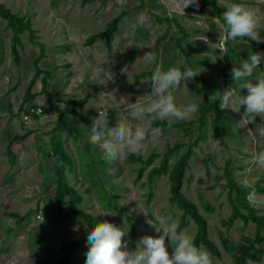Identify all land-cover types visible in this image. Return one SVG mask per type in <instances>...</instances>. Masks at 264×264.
I'll list each match as a JSON object with an SVG mask.
<instances>
[{
  "label": "rangeland",
  "instance_id": "1",
  "mask_svg": "<svg viewBox=\"0 0 264 264\" xmlns=\"http://www.w3.org/2000/svg\"><path fill=\"white\" fill-rule=\"evenodd\" d=\"M0 1L28 17L34 29V40L28 38L27 29L19 32L16 46L20 58L15 62L10 46L12 30L0 16V264H55L71 239L87 235L90 230L87 218L68 211L67 197L60 202L63 213L57 211V203L51 198L56 181L51 167L58 156L64 167L62 178L81 195L75 204L94 216L93 224L107 220L122 227L128 232L124 239L129 241V246L130 236L136 244L143 235H157L146 223L148 219L155 222L161 217L166 222L178 223L181 209L168 199L167 175H156L148 182L146 171L160 164L161 152L180 142L168 155L170 168L197 135L195 117L199 111L165 132L153 124L151 117L135 120L131 103H146L153 97L151 87L145 89L147 75L134 79V73L150 69L152 75L157 67L162 70L199 67L200 74L215 88L208 98L219 106L220 95L232 84L230 69L252 52L264 53V42L237 38L235 46L231 41L225 43L223 13L217 16L208 4L201 10L189 6L182 16L173 11L172 0ZM140 1L142 6L138 7ZM216 1L220 5L240 3L253 9L258 21L256 31L263 29L259 36L264 38V0ZM120 9L126 12L111 32L110 47L99 37L90 43L84 41L89 33L102 30ZM140 13H145L151 23L133 27ZM204 37L207 42L197 39ZM38 41L44 52L38 64L50 71L46 87L54 102L60 107L75 106L82 115L65 112L58 127L57 112L39 92L41 74L30 87L36 93L23 98L26 82L33 73L32 58L41 49ZM130 43L148 47L127 46ZM147 51L157 57L151 65H145L141 59ZM260 73H264V63L256 70V75ZM111 74L112 79H108ZM128 78L134 82L129 83ZM202 85L195 77L173 89L177 105L190 102L200 105L204 100ZM86 93L89 97L85 104L66 101L68 97ZM222 112L221 133L232 148L231 173L238 183L245 179L251 183L246 200L250 203V198H254L258 203L250 205L264 214V168L254 163L256 154L264 151V137L255 130L256 125L264 124V118L257 116L255 124L245 126L241 119L243 108L241 114L228 109ZM99 113L107 116L109 127L126 123L133 129L148 130L146 151L141 155L144 159L132 160L128 157L132 150L125 149L118 159L111 160L98 145L88 142L85 126L90 127ZM214 114L212 110L204 114L201 134L191 146L181 189L207 217L208 236L225 264H264V225L257 239L256 223L252 219L238 216L229 222L230 205L223 176L227 155L211 126ZM23 132L25 136L13 138ZM9 141L11 155L5 151ZM151 152L156 155L146 159ZM10 210L22 216H13L8 213ZM241 210L246 212L244 208ZM187 221L180 230L192 237L197 224L191 216ZM166 247L171 253L168 241ZM200 247L209 252L204 245ZM86 252L87 240L78 242L65 264H84ZM211 256L214 264H219Z\"/></svg>",
  "mask_w": 264,
  "mask_h": 264
},
{
  "label": "clouds",
  "instance_id": "2",
  "mask_svg": "<svg viewBox=\"0 0 264 264\" xmlns=\"http://www.w3.org/2000/svg\"><path fill=\"white\" fill-rule=\"evenodd\" d=\"M173 11L184 15L185 8L199 7L198 0H172ZM224 41H231L233 46L237 38L248 37L252 41L264 42L257 33V18L253 9L240 3H231L223 12ZM150 18L140 13L133 27L150 25ZM207 42V38H197ZM143 48L147 45L130 43ZM148 47V46H147ZM141 59L145 65L153 64L157 57L151 51L144 52ZM264 63V53L252 52L247 59H243L238 66L230 69L232 84L225 88L219 98L221 110H231L241 114L245 126L255 124L257 116L264 118V73L256 75V70ZM202 69L193 70L191 67H171L162 70L160 67L153 72L148 83L151 87L152 99L146 103H131V115L135 120L142 121L148 117L154 120L166 121L169 126L182 120L191 119L199 111L196 103L177 105L173 89L182 83L192 81L201 73ZM108 79H112V74ZM129 83L134 81L128 78ZM88 142L98 145L106 158L116 160L125 149H131L138 155L146 151L145 141L148 130L144 127L132 128L126 123H118L109 127L107 116L99 113L92 119L91 125L85 126ZM256 133L264 137V124L255 126ZM161 150V149H158ZM254 163L264 168V151L256 154ZM243 188L251 189V183L245 179L241 182ZM252 193L250 192V197ZM251 204L258 202L250 198ZM101 215L112 213L101 212ZM147 216V213L144 212ZM43 221V216H42ZM146 223L157 233L156 236L143 235L136 242L134 248L129 247V241L124 239L128 235L122 227H118L107 220L96 222L87 233V252L84 264H214L211 254L203 247L197 246L193 238L186 232L179 230L175 221L166 222L157 217L148 219ZM166 241L171 246V253L166 247Z\"/></svg>",
  "mask_w": 264,
  "mask_h": 264
},
{
  "label": "trees",
  "instance_id": "3",
  "mask_svg": "<svg viewBox=\"0 0 264 264\" xmlns=\"http://www.w3.org/2000/svg\"><path fill=\"white\" fill-rule=\"evenodd\" d=\"M141 1L137 4L138 7L142 6ZM198 3H199L198 9H200V10L203 9V7L205 5H207V4L210 5L211 8L213 9L214 13L217 16L222 14L226 10V7L231 4V3H228V4L220 5L217 3L216 0H198ZM125 12H126L125 9H120L117 13H115L113 16L110 17V19L106 22L105 27L102 30H97V31L89 33L85 37L84 41L86 43H90L94 39L99 37L100 39L104 40V43L108 47H110L111 46V44H110L111 32L116 29L118 20L120 19V17ZM0 16L6 20L7 25L12 30L11 43H10L11 51H12L11 53L13 56V60L15 62H18L19 58H20L19 53H18L19 52L18 46H16V44L19 42V35L18 34L23 29H27L28 30V38L30 40H34V29L32 28L30 19L28 17H24L23 15L18 14L16 11H12L2 1H0ZM178 26L180 28H182V26L180 24ZM262 31H263V29H260V30H258L257 33L260 34ZM182 32H183V29H182ZM182 32H181V34H182ZM243 38L251 40L248 37H243ZM177 42H178L179 47L182 48V50H184V47L181 45V43L179 41H177ZM38 43H39V45H41V49H40L39 53L34 55L32 58L33 73L31 74L30 78L26 82L23 98L26 99L30 95H33L36 93L35 91H30V87H31L32 83L34 82L35 78L39 74H41L40 75L39 92L45 95V97L47 99V103H49V105L52 108H54L55 111L57 112L56 126L58 127L61 124V121H62V118H63V115L65 112L76 113L79 116H82V115L78 112L79 110L75 106L60 107L59 105H57L56 102H54V100L52 98V94L50 93V91L46 87V77L50 74V71L42 68L38 64V60L40 59V57L43 56V53H44L42 50L41 42L38 41ZM145 74L147 75V80L145 83V89L149 90L150 84L148 83V81L150 80V78L152 76L150 69L135 72L134 73V79H137L139 76H142ZM196 78L203 83V85H202V98H204L203 102H201L199 105V114H197V116L195 117L197 120V124H196L197 129H198L197 135L195 136V138L192 141L188 142L186 148L184 150H182L177 155L176 159L171 164L170 168H168V160H169L168 155L175 148H177L181 143L176 142V143L170 145L169 147H167L163 152L160 153V155L162 157L160 164L150 167L146 171V177H147L148 182H151L152 178H154V176H156V175H159L162 173H165L167 175V178L169 180V185H168L169 197H168V199H169V201L170 200L174 201L177 204V206L181 209V215H180L179 221H178L179 230L187 224V222H188L187 217L191 216L197 224V228L195 229V231L192 235L194 243L197 246L204 245L209 250V252L215 256V258L217 259L219 264H225L218 247L216 246L214 241L212 239H210L208 236L207 217L205 216V214L203 212H201L199 210L197 204L191 198H189L181 189L184 170H186V167L189 165L188 159L190 157L189 155H190L191 150H192L191 146L196 142L198 136H200V134H201V125H202L203 120H204V114H206V112L208 110H212L215 112V114L213 115V117L211 119V126H212V129L214 131L216 138L224 146V148L226 150V155H227V158H226L225 164H224L223 176L225 179L224 185L227 188L226 199L230 205L229 222L232 223L233 220L238 216H241L242 218H244V220L252 219L256 223V229H255L256 238L260 239L259 230L264 225V214L258 213L257 211H255L254 207L252 205H250V203L247 202L246 193L251 189L243 188L241 186V183H238L234 179V177L231 173L230 164L232 162V156H233L232 155V148L224 140L223 135L221 133V126H220L221 114L223 112L220 109V107L218 106L217 101H212V99L208 98V94L214 93L215 88H214L212 82L209 81L207 78H205L202 74H199L198 76H196ZM88 97H89V94L86 93V94L82 95L81 97H68L66 99V101L71 103V104H74V105H81V104H85L87 102ZM152 122L155 126H158L162 132H165L170 127L166 121H160V120H154L153 119ZM183 122L184 121L182 120V121L176 122L173 125L182 124ZM25 134L26 133L23 132V133L14 135L13 138H21V137L25 136ZM5 151L8 155H11L13 153L11 148H10V141L7 143V145L5 147ZM60 155H62V153ZM155 155L156 154H154V152H151L147 156L146 159L150 160ZM128 157L131 158L132 160L144 159L143 157H141V155L136 154L134 151H130L128 153ZM59 160H60L59 156L54 158V162H53V165L51 167L52 171L54 173H56L55 188H54V192H53L51 198L54 202L57 203V211L62 212V213L64 212L60 206V202L65 197H67L68 211L75 213V214H79V215L87 218L89 223L91 224L90 226L92 227L94 225L93 224L94 216L89 211L84 210L83 208H81L75 204L77 201H79L81 199V195L76 190L75 187H73L70 183H68L66 179L62 178V172L64 171V167L62 165H60ZM257 187H261V186L257 185ZM149 192H151V191H149ZM241 208H244L246 210V212H243L241 210ZM8 213L13 215V216H16L18 218H20L22 216L17 211H13V210L8 211ZM131 232L132 233L134 232L133 226H132ZM82 240H87V235H82V236L75 237V238L71 239L69 241V247H67L66 250L63 252V254L57 258V261L55 262V264H65L68 260V257H69V254H70L72 247ZM129 247L130 248L135 247V241H134V238L132 236H130V246Z\"/></svg>",
  "mask_w": 264,
  "mask_h": 264
}]
</instances>
